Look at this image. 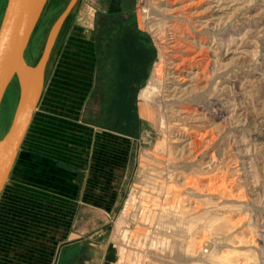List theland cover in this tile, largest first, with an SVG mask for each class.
<instances>
[{
  "label": "rangeland",
  "instance_id": "374dc122",
  "mask_svg": "<svg viewBox=\"0 0 264 264\" xmlns=\"http://www.w3.org/2000/svg\"><path fill=\"white\" fill-rule=\"evenodd\" d=\"M69 1L47 0L25 49L30 66ZM119 3L110 13L109 0H78L52 44L0 193V264H97L110 253L115 264H264V0ZM108 19L135 36L128 70L105 68ZM87 83L82 102L73 94ZM19 95L15 76L0 138ZM47 116L90 126L89 168L56 160L57 174H34V160L50 157L32 142Z\"/></svg>",
  "mask_w": 264,
  "mask_h": 264
},
{
  "label": "water",
  "instance_id": "95a60500",
  "mask_svg": "<svg viewBox=\"0 0 264 264\" xmlns=\"http://www.w3.org/2000/svg\"><path fill=\"white\" fill-rule=\"evenodd\" d=\"M46 2L47 0H7L0 23V104L15 76L20 84V95L12 122L0 138V193L40 101L52 44L78 0L69 1L52 25L38 63L30 66L24 58V53Z\"/></svg>",
  "mask_w": 264,
  "mask_h": 264
},
{
  "label": "crops",
  "instance_id": "0c3cea01",
  "mask_svg": "<svg viewBox=\"0 0 264 264\" xmlns=\"http://www.w3.org/2000/svg\"><path fill=\"white\" fill-rule=\"evenodd\" d=\"M77 32L78 30H75L73 33L74 37L71 38L72 44L78 41L77 35H76ZM85 38H86V41L83 43V47L89 50L92 47L91 45L92 35L90 31L85 32ZM84 52H85V49H84ZM84 75H83V80H85V83H86L87 80L89 79H88V75L86 74ZM90 88L91 87H89V84L87 83V88H82L80 90L74 91L73 95L80 96V98L82 97V99L80 100H82L83 102V98L84 96H88L90 92ZM77 100L75 99L72 101L71 110L73 111L74 110L78 111L82 105V103ZM35 112H34V115H35ZM34 115H33L32 121L30 123V126L26 134H28L32 126ZM48 117H50V119H46V120L40 119L38 123V131L36 133H37V137H39L38 140H41V141H38L35 139V141H32V142L33 144L34 143L37 144V147H39L38 149H41V150L43 149L45 152H47V154H49L50 157L49 158L40 157L39 159L34 160V163H35L34 171L36 172V173L34 172V174L44 175L45 174L44 171L48 170V174L51 177L52 172L56 170V168L52 170L54 161L56 160L57 161L63 160L66 163H70L71 166H76L78 168H80L81 165L84 166V162L86 160V166L88 165L87 168H89L90 164L92 163V158L91 156H88L87 154H85L83 149H84V146L86 147V144H88L89 135L91 131L90 126L83 124L82 122L75 119L76 116L74 117L72 116L71 120H66V121L59 120V119L57 120L56 118L53 119L51 116H47V118ZM26 136L27 135H25V139H26ZM118 140H116V142H119L122 144H127L128 142L127 140L125 141H123L122 139H118ZM116 162H117L116 166L115 164H113V167L116 169L117 174L120 176L123 171L121 167L122 165H121L120 156H118V159ZM57 172L58 171H54V174H57ZM110 254L107 256L103 255L102 260H98L97 264H115L114 259L111 258Z\"/></svg>",
  "mask_w": 264,
  "mask_h": 264
},
{
  "label": "flooded vegetation",
  "instance_id": "af4514ba",
  "mask_svg": "<svg viewBox=\"0 0 264 264\" xmlns=\"http://www.w3.org/2000/svg\"><path fill=\"white\" fill-rule=\"evenodd\" d=\"M122 4L119 0H109L110 13L119 12ZM103 30L102 43L103 52L102 59L106 65L107 73H111V69L116 64L121 71L127 69V64H131L136 58L135 36L130 29H125V25L106 20L101 26ZM136 69V66L134 67ZM128 70V69H127Z\"/></svg>",
  "mask_w": 264,
  "mask_h": 264
},
{
  "label": "bare ground",
  "instance_id": "6f19581e",
  "mask_svg": "<svg viewBox=\"0 0 264 264\" xmlns=\"http://www.w3.org/2000/svg\"><path fill=\"white\" fill-rule=\"evenodd\" d=\"M150 90H151V88L147 89V91L142 95V97L146 99Z\"/></svg>",
  "mask_w": 264,
  "mask_h": 264
}]
</instances>
